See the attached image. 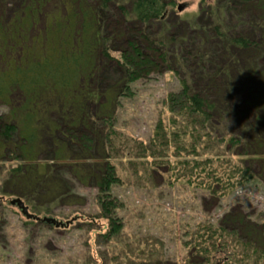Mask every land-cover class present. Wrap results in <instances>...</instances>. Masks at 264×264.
I'll return each mask as SVG.
<instances>
[{
    "label": "trees",
    "instance_id": "trees-1",
    "mask_svg": "<svg viewBox=\"0 0 264 264\" xmlns=\"http://www.w3.org/2000/svg\"><path fill=\"white\" fill-rule=\"evenodd\" d=\"M175 2L0 0V197L9 205L20 199L49 217L92 186L99 211L88 224L106 221L107 237L121 227L122 160L136 180L164 168L162 182L216 202L264 187V0H202L184 17ZM167 71L179 89L151 137L125 140L114 128L121 100ZM186 243L189 264H264V224L238 209L197 224Z\"/></svg>",
    "mask_w": 264,
    "mask_h": 264
},
{
    "label": "rangeland",
    "instance_id": "rangeland-1",
    "mask_svg": "<svg viewBox=\"0 0 264 264\" xmlns=\"http://www.w3.org/2000/svg\"><path fill=\"white\" fill-rule=\"evenodd\" d=\"M201 2L176 0L173 14L193 16ZM178 5H183L180 12ZM131 88L133 96L121 100L114 128L127 141H147L164 98L178 91L179 83L167 71L138 80ZM121 163L125 183L115 191L123 202L116 212L121 227L107 237L102 227L106 221L98 220L99 226L88 224L99 211L92 186L75 190L82 198L60 200L52 209L48 216L57 221L79 218L64 228L27 219L9 205L8 197H0V264H189L186 242L197 224L216 225L234 209L264 224L262 186H249L216 202L183 184L162 182L164 168L144 182L131 174V162Z\"/></svg>",
    "mask_w": 264,
    "mask_h": 264
},
{
    "label": "water",
    "instance_id": "water-1",
    "mask_svg": "<svg viewBox=\"0 0 264 264\" xmlns=\"http://www.w3.org/2000/svg\"><path fill=\"white\" fill-rule=\"evenodd\" d=\"M183 8V5H178L177 6V11L180 12ZM10 205L11 206H15L18 208V210L20 211V213L27 219H34L35 217L28 211L27 206H25V204L23 203V201H21L20 199H13L10 201ZM36 221L38 222H43L49 225L54 226L55 228H64L67 227L69 224H71L75 219H72L71 221H66V222H62V221H57L56 219L53 218H49V217H43V218H35Z\"/></svg>",
    "mask_w": 264,
    "mask_h": 264
}]
</instances>
